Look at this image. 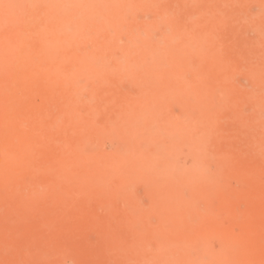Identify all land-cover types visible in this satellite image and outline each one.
Masks as SVG:
<instances>
[{"label":"bare ground","instance_id":"bare-ground-1","mask_svg":"<svg viewBox=\"0 0 264 264\" xmlns=\"http://www.w3.org/2000/svg\"><path fill=\"white\" fill-rule=\"evenodd\" d=\"M231 21L259 33L236 50L240 57L222 49ZM262 43L264 0H0V208L14 199L22 214L35 207L30 220H44L59 207L94 204L104 209L94 223L123 221L109 245L140 264H241L246 248L236 240L251 218L237 232L232 212L248 196L229 189L237 162L217 156L221 142L211 135L239 115V131L264 156V80L256 74L264 64L245 50ZM244 66L252 82L243 96L234 76ZM106 141L117 146L106 150ZM182 144L191 166L176 158ZM214 230L228 244L209 254Z\"/></svg>","mask_w":264,"mask_h":264},{"label":"rangeland","instance_id":"rangeland-1","mask_svg":"<svg viewBox=\"0 0 264 264\" xmlns=\"http://www.w3.org/2000/svg\"><path fill=\"white\" fill-rule=\"evenodd\" d=\"M247 9L249 11L252 10V12L255 13V11L258 12L261 9V7H260L259 3L253 1L250 4H248ZM235 22L237 23V25L234 23V21H231V23H229L230 25L233 23L231 26L229 24H228L229 26L227 25L228 28H227L226 32L224 33L225 36L223 35V37H226L224 40L226 45L224 43V45L222 46V49L227 53H235V55H236L238 53L236 50H239L240 47L242 48L244 42L251 41V40L252 41L259 40V33L256 30H254L253 28H245V27L241 28V26H238L240 24H238L237 21H235ZM237 26H238V28H237ZM235 31H236V34H235ZM226 33L228 35H226ZM238 37L241 39L242 42L240 41V39ZM227 39H228V42L226 41ZM233 40H234V42H233ZM244 40H246V41H244ZM232 42H233V45H231ZM235 42H236V44H235ZM227 43H229L230 46L228 45V47H227ZM238 43L240 44V46ZM263 44L264 43L259 44L260 47L259 46L255 47L256 45L255 46L253 45V47H250L251 48L250 51H247V49L249 50V48H248L249 45H248L247 49L245 48L247 54H249L251 57L253 56L255 58L256 62L259 60L257 63L260 65V67H262L264 64V45ZM237 46H239V47H237ZM225 48H227V49H225ZM255 48H256L257 53H255V51H254ZM254 54H258V56L255 57ZM236 56L240 57V54H237ZM235 71L237 73H235L234 77H235L236 83L239 84V87H240L239 93L241 95H243V94L245 95L247 93L245 91H248L249 87H251L250 83L252 82V76H250V73L248 72L249 68L247 66H244V67H241L240 69H238V71L237 70H235ZM256 74L262 80H264V69L260 68L259 71L256 72ZM241 85H243V86H241ZM245 89H247V90H245ZM247 105H249V106H247ZM247 105H245L246 108H244V111H246L245 114H247V113L252 114L253 113L252 111L255 109V107L251 104H247ZM253 107H254V109H253ZM178 112H179V110H178ZM42 113H43V110H42ZM238 117H239V115H235V117H234V115H232V117L230 115V118H229V116L227 118H225V120H224L225 122L223 121V124H222V127L220 128V130L213 132L212 133L213 136L211 135V137L212 138L215 137L214 140H218L219 142H221L220 148L217 151L218 157H221V155L227 154V158L229 156V160H232L231 158H234L233 159L234 162L235 163L237 162L236 163L237 166L234 165L235 166L234 171L238 170V173L235 172L234 173L235 176H234V175H232V173H233L232 172L230 174V177H227L228 179H227L226 183L230 186L229 189L232 191H235V188H236V190L239 191L240 193H243L244 196H246V195L248 196V198L244 197V198L240 199L239 201H237V203L235 205L236 208L234 207V212H232L238 218L236 220L237 221V224L235 227L236 231L239 232L241 229H243V227L247 228L248 222L245 220V219H247V217L251 218V221H253V219L255 222L257 221V224H255L256 227H257V225L258 226L260 225L257 229V228H255L254 224L248 220L250 222V224L252 223V225H250L248 223V228H249V231L252 229V233L254 234L253 237L255 240L252 239V234H250L251 237H248V234L251 233L248 230H247V233L244 234L242 237L241 236L237 237L238 240H236V241H238V242L236 243V246L237 245L239 246L237 248H239L241 250L246 248V250H245L246 252L244 251V253H242V255L244 254L243 259H242V255L240 256V259L239 258H237V259L240 260L239 263L242 264L244 262L248 263V261L253 257V258L257 259L255 264H264V223H262L264 221L261 222V220H263V218H264V206L261 205V203L264 204L263 203L264 199H262V198H264L263 197L264 196V162L263 163L261 162L264 160V156L260 150L256 151L253 148L255 150V152H254V150L252 149V146L249 142V139L245 138V136H243L242 133L239 131V128L241 125L240 123L242 120L240 119V117L239 118ZM257 131L260 134L264 133V129L262 127L258 128ZM116 146H117V144L115 145V143L110 142V141H106L105 145H104L106 150L114 149V147H116ZM1 153L2 152L0 151V158H1ZM238 155H240V156H238ZM249 157H251V159L252 158L253 159L251 160ZM262 157H263V160H262ZM176 158L179 160V162L181 164H183L185 166H191L193 164V158L190 154V147L188 144H182L180 146L179 151L176 153ZM238 158L240 159V163H239V160L236 161ZM252 161L255 164L257 162L258 166L256 164L253 167ZM230 162H233V161H230ZM259 164H260V168H259ZM216 166H217L216 164H210V167L212 169H217ZM240 166L241 167L243 166V168H244L243 170L246 171L247 169H249V170H251L252 173L254 172L255 174L254 175L251 174V172L248 170H247L248 173L245 171L243 172V170H241L242 168ZM202 167H204V165ZM220 167L218 166V168H220ZM251 167L253 168V171H252ZM238 168L239 169L241 168L240 170L242 172L239 171ZM239 173L243 177L240 176L241 177L240 178ZM241 173H243V174H241ZM244 173H245V177H247V178L248 177L252 178V175H253V178H252L253 180L251 179V181H253V184L249 178L247 179V184H246V181H245L246 179L244 177ZM231 177H234V179L236 177L235 180L237 181V179H238V181L237 182L234 181V179ZM239 178L242 180V182H241V180L239 181ZM29 179H30V177L27 176L26 180L28 181ZM41 181H43V180H41ZM238 182L240 184H238ZM243 182H244V185L246 184V186H244L242 184ZM250 182H251V184H250ZM231 184H232V187H231ZM234 184H235V188L233 189ZM238 185H239V188H237ZM248 189L251 190V194L249 193V191H247ZM52 190L53 189H51V191ZM54 190H56V189L54 188ZM140 191L141 192H139V195L141 197V200L145 201V203H147L148 200L151 198L149 196H145V194H144L145 192L143 190H140ZM245 192H247V193H245ZM253 192H254V197H252ZM23 193L21 191L18 194L20 196H23ZM249 196L251 198H254V200L249 198ZM257 197H259V198L257 199ZM9 199L12 200L11 198H8V200ZM8 200H6V202ZM258 200H262L263 202L258 201ZM12 201L15 202L14 199ZM253 201L258 202L259 204H257V203L255 204V203H253ZM14 202H12V203L9 202V204L7 202V204H8L7 205V204H5V201H4V202H2V204H3V205H1L2 207L0 208V216H1L0 219L3 220V222L0 220V222L2 223V226L0 225V233H2V234H3V232H4V234L6 233L5 235L0 234V264H48V263L49 264H140L138 262V260L133 259L132 257H129V256H125V253L123 250H121V248L120 249H118V248L114 249L113 247H111L109 245L110 238L112 237L111 230L115 229V231H117V230L120 231L124 226L122 223L123 221L121 222L117 218L118 220H116V219H115V221L111 220V221H108V223H107V221H104V220H103L104 222H101V221L97 222L96 221L97 223H94L95 221H93V220H95V219H93V218L95 217V215H97V214L101 215L100 213L104 212V209L99 207L98 205L90 204L92 209L90 208V205L86 206L82 209H78V208L71 207V206L69 207L67 205H66L67 207H65V206L59 207L58 211L55 212L53 215L52 214L49 216L46 215L45 216L46 221H45L44 217H43L44 220L43 219L39 220L37 218H34V220L32 218V220H30L31 217H29L30 214L28 212L30 210L31 216H32L33 215L32 212L35 213V211H33V210H35V207L34 208H32V207L28 208V210H27V208H25L27 210L26 211L27 213L23 212V214H22L21 211L23 209L18 210L20 208H13V206L15 205ZM0 204H1V202H0ZM4 204H5L6 208H5ZM237 204H238V208H237ZM3 206H4V208H3ZM254 206H255V208H253ZM98 207H99L100 211L98 210ZM37 208H39V207H37ZM70 208H74V209L72 210ZM8 209L11 211H9ZM66 209H67V211H66ZM62 211H64L65 214ZM76 212H77V216L75 214ZM24 213H26L27 215L26 214L24 215ZM81 213H83L82 214L83 217L81 216ZM236 213H239V214L236 215ZM240 214H242V215H240ZM79 215H80V218H78ZM15 216L17 218H15ZM55 216L56 217L58 216V218H56ZM254 216L256 217V220H255ZM260 216H261V218H260ZM19 217H21V218H19ZM24 217H25V219H23ZM222 217H223L222 221L224 224H227L230 222V217L227 213L224 212L222 214ZM242 217H244L243 219L245 222L241 221ZM257 217L259 218L258 220H257ZM14 219H16V220H14ZM58 219H61L62 222L59 220V223H57ZM81 219H82V221H81ZM88 219L91 222V223L89 222L90 224L88 223ZM36 220H37V222H36ZM4 221H5V224H4ZM25 221H27V222H25ZM39 221L41 223H39ZM43 222H45V223H43ZM99 222H100V224H99ZM42 223L44 224V226H42L43 225ZM6 224H8V225H6ZM20 224H22V225H20ZM121 224H122V227L120 226ZM13 225L15 227L17 226L16 227L17 231L13 230L15 228ZM18 225H19V227H18ZM8 226L10 227V229ZM118 226L121 227V229ZM249 226H251V229ZM2 228H3V230H2ZM82 228H85V229H82ZM46 229H47V231H49L48 233H46L47 232ZM101 229H103V230H101ZM254 229H255V231H254ZM9 230H12V231L10 232ZM257 231L259 233L261 232L260 233L261 235H259V233ZM44 232H45V234H43ZM103 232L105 233V235H103L104 234ZM256 232L259 236L256 235ZM39 234H40V237L42 240V242L39 240L41 244L39 242H37V243L35 242V239L37 241V238H39V237H37ZM59 234H60V236H59ZM13 235H14V237H13ZM18 236H20V238ZM245 236H246V238H244ZM58 237H60V238H58ZM67 238H68V240H70V239L71 240L68 241ZM123 239H125V238H123ZM243 239H244V241L242 242ZM205 240L206 241L204 244L208 246V253L209 254L216 253V251L218 253V250L223 249L228 244V240L217 230H214L213 232L208 233ZM253 240H254V242H253ZM65 241L67 244L65 243ZM96 241H98V242H96ZM239 241L241 242V244L239 243ZM249 242H251L250 246H248ZM33 243H35L36 245H33ZM54 243L56 244L55 245L56 247L54 246ZM93 243H95L96 246ZM42 244L44 246H47V247H44ZM62 244H64V245H62ZM36 246H39V247H36ZM233 246L235 247V244ZM54 248L59 249V250H56ZM247 248H248V250H247ZM35 251H37V252H35ZM56 251L58 252V254ZM211 251H214V252L210 253ZM249 251H250V253H249ZM255 252L256 253L259 252V254L262 256L260 257L258 254L256 255ZM55 259H56V261H55ZM23 261H24V263H23Z\"/></svg>","mask_w":264,"mask_h":264}]
</instances>
